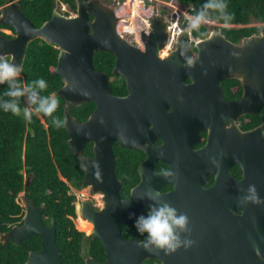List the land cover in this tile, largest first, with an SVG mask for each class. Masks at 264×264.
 Wrapping results in <instances>:
<instances>
[{"label": "water", "instance_id": "obj_1", "mask_svg": "<svg viewBox=\"0 0 264 264\" xmlns=\"http://www.w3.org/2000/svg\"><path fill=\"white\" fill-rule=\"evenodd\" d=\"M75 1L77 13L74 16H66L55 9L52 18L39 28L25 16L18 2H8L0 9V25L13 28L15 36L10 38L0 33V56L9 58V62L22 69L28 44L36 39L44 40L59 50L53 74L61 77L63 86L55 95L76 105L86 102L97 105L85 123L77 121L66 110L64 127L69 135V146L86 171L84 185L105 195L102 211L96 212L91 201L84 199L80 210V217L94 225L89 239H100L103 243L107 255L105 264H143L146 258H158L162 261L158 264H264V225L259 223V211L234 203L238 198L229 196L224 181H218L209 189L204 188V180L194 189L192 182H186L188 185H183L184 188L177 187L169 194L159 195L162 201L188 215L191 222L188 238L195 241L192 247H182L169 255L156 249L146 250L143 242L134 239L123 240L122 227L137 215L138 209L125 220L114 218V203L120 201V182L115 177L111 145L116 137V108L129 99L114 97L107 74L97 71L93 65L95 53L108 52L117 58L114 73L127 79L150 78L148 73L155 70L153 77L161 78V69L167 74L173 73V77L207 81L212 86L236 77L259 80V102L219 103L228 110L257 113L264 107V23L259 25V36L243 39L238 44L229 41L220 31L195 42L191 31L183 30L177 37V50L162 59L159 54L169 45L165 16L155 15L148 30L141 32V42L147 48L143 52L118 34L120 19L114 5L104 0ZM193 48L198 50L199 59L194 62V67H187L181 51L191 57ZM166 73L162 76L166 77ZM200 103L206 110L209 102L201 100ZM242 138L248 144H264V134L259 129L243 134ZM88 142L96 146V157L92 160L83 158V149ZM157 176L158 180L169 182L168 176ZM257 182L249 175L247 180L236 185L245 189ZM29 183L30 178L26 186ZM144 183L135 190L136 193L145 191ZM19 200L24 208L23 223L2 234L0 243H21L31 236H39L41 250L31 251L25 264H62L56 219H52L50 226L46 225L44 206H37L25 193L19 195ZM237 210L242 214L238 215ZM86 264L99 263L87 258Z\"/></svg>", "mask_w": 264, "mask_h": 264}, {"label": "flooded vegetation", "instance_id": "obj_2", "mask_svg": "<svg viewBox=\"0 0 264 264\" xmlns=\"http://www.w3.org/2000/svg\"><path fill=\"white\" fill-rule=\"evenodd\" d=\"M254 22L246 25H231L230 28L257 27L259 29V23L253 24ZM180 25L179 20L168 21L170 45L161 50L160 58L164 59L177 50V38L172 39L174 42H171L174 32L172 27L177 30L180 29ZM212 25L221 32L223 24ZM181 26L191 31L187 29V20ZM5 30L15 35L10 29ZM211 32L208 29L207 37ZM253 36H259V32L247 38ZM132 39L133 43H129L135 45L138 50L143 52L147 50L140 44L141 33ZM198 40L193 38L195 42ZM164 50H168L167 54ZM110 55L113 56L110 72L95 69L107 74L114 97L129 99L127 103L116 108L114 122L116 137L111 145L115 159V177L120 182L118 189L120 201L114 203V218L117 221L125 220L127 215L138 209L137 215L122 227L123 240L134 239L143 242L146 239V234L141 235L136 231L135 221L140 215H147L149 205L153 203L147 198V191L150 188L157 190L160 196H163L175 191L177 187L184 188L183 185H188L190 182L194 184V189L197 183L204 180L206 181L204 188L209 189L218 181H224L227 184L229 196L239 198L246 194L247 188L245 192H241L242 186L236 184L247 180L250 175V179L259 182L254 185L259 197L264 200V144H248L242 138L243 134L256 129L262 130L264 134V107L257 113H248L228 110L219 104L220 102L228 104L240 101L259 102V80L236 77L222 80L218 86H212L207 81L188 77L176 78L173 77V73L167 74L161 69V78L153 77L155 70L148 73L150 78L127 79L121 74L114 73L117 58L113 54ZM191 58L194 62L199 59V52L195 48L191 50ZM165 73L166 77L162 76ZM201 100L209 102L206 110L200 103ZM93 104L94 109L86 119L79 121L74 118L80 123L87 122L97 107L95 103ZM69 105L82 106L66 102L65 111L68 110L69 113ZM95 147L92 142L86 143L83 158L94 159ZM81 170L84 174L83 187L72 188L75 193L84 192V200L91 201L93 210L100 212L105 207V195L102 192H94L90 185H84L86 171L82 168ZM165 172L171 173L168 176L169 182L155 178ZM142 183L145 184V191L136 193L135 190ZM188 187L190 189V186ZM143 196L144 199H138ZM234 200V203H238V199ZM243 205L254 212L259 211V223L264 225V204ZM237 214L241 215L242 211L237 210ZM79 218L80 226L85 230L83 231L85 239L82 243L84 264L87 258L99 264H105L107 255L103 243L100 239H89L94 230L93 223ZM97 240L104 250V257L101 258L92 256L93 243ZM160 262L162 261L158 258H146L143 264Z\"/></svg>", "mask_w": 264, "mask_h": 264}, {"label": "trees", "instance_id": "obj_3", "mask_svg": "<svg viewBox=\"0 0 264 264\" xmlns=\"http://www.w3.org/2000/svg\"><path fill=\"white\" fill-rule=\"evenodd\" d=\"M10 1L18 2L25 16L38 28L52 18L54 10L61 4L66 5L70 12L77 13L75 0H0V9ZM226 2L228 12L233 16L231 25H246L252 21L264 23V0ZM204 3L205 0H179V5L186 8L190 15L199 11ZM66 15L69 16V13ZM0 29H10L15 33L13 28L6 25H0ZM201 31L203 34L192 32L195 40L207 37L208 28ZM221 32L229 41L238 44L242 39L258 33L259 29L223 27ZM58 56L59 50L44 40L30 42L22 62L21 83L30 84L34 80L44 79L48 88L43 94L56 93L63 86L61 77L53 74ZM112 60L113 56L106 52L96 53L93 64L100 71L110 72ZM6 89L7 85H0V97H3ZM57 99L59 109L56 114L64 120L66 102L63 98ZM24 106L22 102L21 107ZM69 108L73 117L83 121L94 109V104L86 103L79 107L69 105ZM68 140L66 128H56L47 117L33 115L32 120L28 121L23 115L15 116L0 109V237L23 223L24 208L19 202V195L25 193L37 206L45 207L46 225L49 226L52 219H56L57 245L62 264H84L82 243L85 233L79 231L75 224L77 221L80 226L81 221L76 210V193L72 190V187H83L84 174ZM29 178L30 183L26 186ZM39 250V236H31L21 243H0V264H25L29 253ZM92 256L104 257L103 247L98 240L93 243Z\"/></svg>", "mask_w": 264, "mask_h": 264}, {"label": "clouds", "instance_id": "obj_4", "mask_svg": "<svg viewBox=\"0 0 264 264\" xmlns=\"http://www.w3.org/2000/svg\"><path fill=\"white\" fill-rule=\"evenodd\" d=\"M185 18L187 29L200 34H203L201 31L203 28L218 21L223 23L224 28H230L233 20V16L228 12L226 0H205L199 11L193 15H186ZM181 55L185 57L187 67H194L191 57L184 51H181ZM21 74L22 69L18 64L11 63L4 56H0V85H7L3 97H0V109L15 116L23 115L28 121L32 120L33 115L47 117L56 128L64 127L66 121L56 114L59 109V100L55 93L43 94L47 91V82L44 79H38L30 84H22ZM22 102L25 104L24 107H21ZM169 175L171 173H164L165 177ZM240 191L245 192V189ZM159 195L155 189L150 188L147 191V198L153 203L149 205L147 215L142 214L135 221L137 232L141 235L146 234L143 247L149 251L160 250L169 255L176 253L182 247L185 249L192 247L195 241L188 238L191 235V222L188 215L179 212L170 203L162 201ZM144 198V196L138 197V199ZM238 203L261 205L264 204V200L259 197L256 186L251 184L246 194L238 198Z\"/></svg>", "mask_w": 264, "mask_h": 264}, {"label": "built area", "instance_id": "obj_5", "mask_svg": "<svg viewBox=\"0 0 264 264\" xmlns=\"http://www.w3.org/2000/svg\"><path fill=\"white\" fill-rule=\"evenodd\" d=\"M112 5H114L116 10V16L120 19L117 25V32L128 42L133 43L134 37H138L143 30H148L152 18L157 15L155 14V7L162 6L166 9L168 5L167 1L164 0H108ZM59 11L69 16H74L73 12H70L66 5L61 4L59 6ZM160 15V14H159ZM167 19V18H166ZM168 21V20H167ZM174 31V32H173ZM179 31H181L179 29ZM172 37L171 42H174V38H177L180 32L172 27ZM0 33L7 34V37H14L12 32L5 29H0ZM3 34V35H4ZM12 36V37H11ZM173 39V40H172ZM74 191V189L72 188ZM77 203L76 210L80 217L81 201L85 198L84 192L76 193Z\"/></svg>", "mask_w": 264, "mask_h": 264}, {"label": "rangeland", "instance_id": "obj_6", "mask_svg": "<svg viewBox=\"0 0 264 264\" xmlns=\"http://www.w3.org/2000/svg\"><path fill=\"white\" fill-rule=\"evenodd\" d=\"M104 1L111 4L108 0H104ZM167 3H168V5L166 6V9L162 6L157 5L155 7V14L163 15L167 18L168 21H171V22H176L177 20H179L180 24L182 25V23L186 20V18H185L186 15H190L189 12L187 11V9L183 8L181 5H179V0H170V1H167ZM58 10H59V7H58ZM163 11H165V14H163ZM217 23H215V24H217ZM253 24H257V22H254ZM181 25H180L181 31H179V29H177L176 30L177 32H182V30L186 29V28L184 29ZM259 25H260V23H259ZM208 29L212 32L218 31V28L213 26V25H208ZM140 44L143 46V44L141 42H140ZM164 51H166V54H167L168 50H164ZM75 224H76V227L79 231H81V232L85 231L83 228H81L77 224V221L75 222Z\"/></svg>", "mask_w": 264, "mask_h": 264}]
</instances>
